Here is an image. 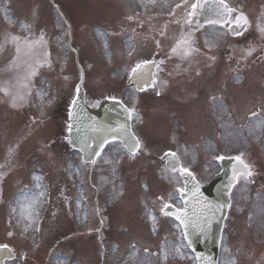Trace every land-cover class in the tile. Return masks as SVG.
I'll return each mask as SVG.
<instances>
[{
  "label": "rangeland",
  "instance_id": "374dc122",
  "mask_svg": "<svg viewBox=\"0 0 264 264\" xmlns=\"http://www.w3.org/2000/svg\"><path fill=\"white\" fill-rule=\"evenodd\" d=\"M50 1L17 0L15 6L22 8L26 14H29V9L37 2L39 9H48L47 20L52 24L48 28L53 27V30L44 35L48 40L57 41L63 32L67 33V28L58 30L54 26L60 22V15L49 5ZM172 1L175 0L57 1L71 24H68V37L73 38V48L77 49L79 61L86 69L87 98L96 103L101 99L117 98L123 94L126 102L142 110V115L138 113L136 129L144 145L142 155L134 161L128 159L127 154L116 144L98 158L94 167L80 163V155L71 152L64 140L67 109L75 95L79 72L74 56L69 57L68 64L63 65V53L54 44L53 52L58 53L54 58V69L46 72L45 69L42 70L38 79L42 81V84L38 83L42 89L33 94L32 103L24 114L8 104L0 105V187L1 178L8 176L5 179L8 193L4 198L5 204L0 206V244H10L15 248L16 254V259L8 264H195L180 238L178 226L160 219V209L165 204L158 199L163 197L166 202L171 199L175 203L174 193L181 186L177 174L167 171L159 158L167 150L179 153L186 167L194 170L196 177L205 181L217 171L216 167H208L210 154L215 151L235 152L242 147L248 151L250 149L246 159L253 166L255 175L252 180L257 181V185L252 186L250 181L241 179L240 184L232 191L224 227L221 264H251L255 262V253L259 255L262 252L263 248L246 232L247 224L254 217L258 201L264 194V63L246 74L245 78L238 75V85L227 84L231 91L227 94L224 91L225 80L219 71H229L230 77L237 73L238 43L245 46L256 39V34L249 31L245 38L238 40L237 45L234 40L222 38L214 42L213 37L209 41L200 35L199 47L207 51L209 56H197L190 49L189 55L179 56L178 61L184 62L181 70L187 69L192 63L199 68L205 65L218 66L219 70L213 68L209 72L193 74L187 82V92H182L183 85L180 82H174L175 93L169 97L168 90L162 84L159 87L162 88L164 97L156 99V87L149 95L139 94L127 81V72L150 57L157 59L160 65L165 64L166 72L179 64L173 58L171 49L186 31L182 26L183 13L188 11L195 0L181 8L172 21L146 22L142 27L139 25L144 21H136L138 8L128 14L127 9L120 4L126 5L128 2L132 6L141 3L147 5L146 10L167 11L168 3ZM230 1L234 8L247 12L253 11L259 2ZM113 2L117 13L115 10L109 12L110 3ZM30 12L32 14L34 9H30ZM34 15L25 20L15 19L18 23L16 30L22 24V30L18 31L25 33V25L29 20L39 21ZM129 15L135 20H131V25L127 26ZM44 23L45 21H40L42 26ZM59 25L62 26L61 23ZM99 26L106 29L114 26L112 28L117 36L115 38L111 35L109 39H113L116 44L115 58L112 55L113 46L110 49L106 45L105 51H99L94 38L96 27ZM128 27H135L139 34L137 43L140 47L136 45L138 52L132 56L127 53L131 47L130 40L126 41L121 37ZM253 29L255 30L254 25ZM100 37L105 39L104 35ZM155 39L157 43L154 41L152 44L150 40ZM65 40L63 50L69 48L67 38ZM263 42L264 40L259 43ZM41 47L46 49L47 45L42 44ZM12 50L13 41L10 38L0 50L1 78L8 74L3 73V68L13 56ZM39 54H42L41 50ZM249 57V62L256 60L252 66L259 61L257 55ZM112 58L117 64L115 69L108 68L103 62L104 59ZM197 69L195 70L198 71ZM224 95L229 101L219 98ZM214 96L216 99L213 101ZM53 98L43 109L49 113L39 115L40 123L33 126V132L30 135L24 132L28 123L27 115L39 114L40 101H50ZM210 103L214 111L209 110ZM224 104L229 105L225 107ZM215 112L225 114L219 118ZM230 113L235 116V121L229 117L232 116ZM236 113L239 115L238 119ZM252 113L258 114L254 119L246 118ZM118 156L123 157L121 164H116ZM82 170L89 177L92 176L98 188L96 201L94 197L91 198L94 215L90 224V230L93 228L91 234L90 230L84 231L89 216L80 201L82 190L77 183ZM20 178L30 188L29 194L24 198H19L22 194L17 192L20 184L17 185L16 181ZM46 181L54 192L53 207L43 223V231L39 237L42 242L37 244L34 222L44 205ZM11 200L14 203L9 206ZM16 202H24V207L18 210ZM22 256L26 259L22 260Z\"/></svg>",
  "mask_w": 264,
  "mask_h": 264
},
{
  "label": "water",
  "instance_id": "95a60500",
  "mask_svg": "<svg viewBox=\"0 0 264 264\" xmlns=\"http://www.w3.org/2000/svg\"><path fill=\"white\" fill-rule=\"evenodd\" d=\"M211 20H218V18L213 17ZM151 67H153V65H151ZM151 67L143 77H141L143 74L142 71L138 78L134 80L139 88H142L143 84H150L153 70ZM84 96L85 91L83 89V84L80 83L77 88V96L73 101L69 115L70 146L76 150H80L86 161L94 160L97 153L102 150L107 142L118 138L129 147L128 149L130 151H136L137 148L134 147L135 139H133L134 135L132 134L127 111H123L122 106L114 101H103L98 108L89 107L85 102ZM166 158L168 160V167L174 170L175 166L173 165L174 159L172 155L169 154ZM237 172L238 168L235 167V164L232 161L228 162L226 173L230 174L232 178ZM185 175L186 173H183L184 177ZM222 183L223 179L218 177V179L206 189H197L193 187V189L196 190L192 191L194 203L191 204L188 200V196H185L184 210L175 211L173 213L176 217H179L178 219L185 222V220L189 218L187 214L188 206H199L205 198H207L208 201L212 200L210 204L212 213L210 214L211 218L209 221L211 229L207 240L208 245L206 251L202 248H198L196 244L192 243L198 250L197 256L199 264H218L217 258L221 229L226 215L225 206H228L230 202L229 190L227 192V189H225ZM207 207L208 206L203 209L205 221L207 219ZM13 257L14 255L10 249L0 248V264H5L6 259H12Z\"/></svg>",
  "mask_w": 264,
  "mask_h": 264
},
{
  "label": "snow or ice",
  "instance_id": "6c2138e0",
  "mask_svg": "<svg viewBox=\"0 0 264 264\" xmlns=\"http://www.w3.org/2000/svg\"><path fill=\"white\" fill-rule=\"evenodd\" d=\"M220 3H221L222 5H224V0H220ZM201 7H203V5L200 3V0H197V3H193V4L191 5L192 12L189 13V15H190V16H191V15H194L196 9L201 8ZM224 9H225L227 12H231V11H232V9L228 8L227 5H224ZM237 19L239 20L240 18L238 17ZM191 22H192L191 20L188 21L189 24H190ZM211 22H212V23H215L216 21H211ZM177 47H179V44L177 45ZM175 51H176V48H173V52H175ZM184 54H185V56H187V55L190 54V52H189V51H185ZM140 67H141V65H140V64H137L136 69H139ZM136 69H133V71L135 72ZM133 139H135V138L133 137ZM134 147L137 148V149L140 147V142H139V140H135V145H134ZM97 155H98V153H97ZM218 159L223 160L224 157L221 156V157H218ZM234 159L237 160V161H239L240 163H243V161L241 160V158H240L239 156L235 157ZM93 163H94V161H93ZM244 167L247 168L248 166H247V165H244ZM184 171H186V170L181 169V172H184ZM251 174H252L251 171H248L247 175L250 176ZM189 175H190V173H189ZM165 207L167 208V207H170V206H169V205H165ZM177 211H181V210H180V209H177ZM177 218H179V217H177ZM10 235H11V234H10ZM7 247H8L7 245L0 246V248H7Z\"/></svg>",
  "mask_w": 264,
  "mask_h": 264
},
{
  "label": "flooded vegetation",
  "instance_id": "af4514ba",
  "mask_svg": "<svg viewBox=\"0 0 264 264\" xmlns=\"http://www.w3.org/2000/svg\"><path fill=\"white\" fill-rule=\"evenodd\" d=\"M239 17V16H238ZM240 18V17H239ZM235 21H237V19H235ZM237 23V22H236ZM238 25L239 26H245L246 27V25L243 23V21L241 20V18L238 20ZM198 28V26H196V29Z\"/></svg>",
  "mask_w": 264,
  "mask_h": 264
}]
</instances>
